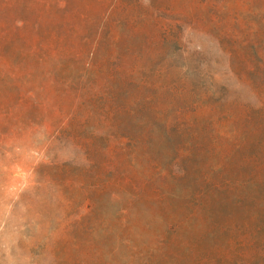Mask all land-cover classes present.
I'll return each mask as SVG.
<instances>
[{
    "label": "trees",
    "instance_id": "16d2710c",
    "mask_svg": "<svg viewBox=\"0 0 264 264\" xmlns=\"http://www.w3.org/2000/svg\"><path fill=\"white\" fill-rule=\"evenodd\" d=\"M149 2L131 0V9L123 0H94L93 8L72 0H0L3 113L28 127L39 118L53 129L47 140L62 135L82 152L85 165L75 168L72 183L85 191L95 217L102 196H170L168 179L182 182L188 175L185 166L182 175H173L181 157L193 168L204 164L196 169L197 188L187 192L195 200L209 189L264 184V0ZM198 23L214 29L231 72L257 97L256 109L224 110L213 88L186 100L189 87L172 61L182 47L180 26ZM166 96L171 101L162 108ZM175 101L181 102L177 108ZM157 122L163 136L174 131L181 140L166 164L152 154ZM53 167L65 181L66 165ZM124 211L116 213L121 229L127 227ZM168 229L176 232L175 226ZM242 245L254 242H232L229 264H257Z\"/></svg>",
    "mask_w": 264,
    "mask_h": 264
},
{
    "label": "rangeland",
    "instance_id": "374dc122",
    "mask_svg": "<svg viewBox=\"0 0 264 264\" xmlns=\"http://www.w3.org/2000/svg\"><path fill=\"white\" fill-rule=\"evenodd\" d=\"M93 1L72 0L75 6L92 8ZM123 1L132 9L131 0ZM138 1L142 6L150 4V0ZM216 36L203 23L195 28L180 26L182 47L172 66L185 77L186 100L193 102L213 88L226 104L224 110L238 114L244 106L256 109L257 97L247 82H239L231 72L230 56ZM234 66L239 72L238 63ZM173 70L170 76L176 78ZM4 94L6 90L0 92V264H229L231 243L252 244V240L254 245L240 248L257 264H264L259 247L264 232H254V226H264V184L209 189L195 200L187 192L197 188L196 169L203 170L204 164L193 168L181 157L172 166L173 175H182L181 166L188 168V175L182 182L168 179L170 196L161 199L146 193L128 200L124 194L117 201L102 196L96 217L92 216L85 191L72 183L75 168L85 165L82 152L62 135L47 140L53 129L39 118L28 127L4 114ZM170 101L166 96L162 108ZM180 105V101L173 104ZM156 125L152 154L166 164L181 140L174 131L163 136L162 123ZM54 164L66 165L65 181ZM140 165L145 167L142 159ZM121 208L127 213L125 229L116 219ZM170 226L176 227L175 233L169 232Z\"/></svg>",
    "mask_w": 264,
    "mask_h": 264
}]
</instances>
